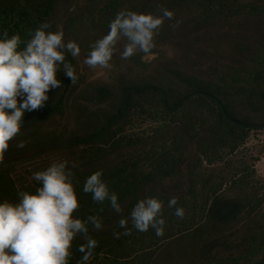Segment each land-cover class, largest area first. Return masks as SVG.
Here are the masks:
<instances>
[{
	"label": "trees",
	"instance_id": "trees-1",
	"mask_svg": "<svg viewBox=\"0 0 264 264\" xmlns=\"http://www.w3.org/2000/svg\"><path fill=\"white\" fill-rule=\"evenodd\" d=\"M60 1L68 0H0V38L6 29L9 38L18 33L27 40L29 30L44 22L54 31L52 15ZM122 1L109 0L108 8L116 9ZM157 4L149 13L190 10L194 31L222 27L218 42L232 52L230 60L204 71L168 66L161 76L147 80L88 83L72 97L74 117L81 123L67 134L50 130L52 122L72 112L68 94L73 83L60 70L62 87L48 92L42 108L24 113L20 134L28 141L18 153L53 150L77 165L75 190L81 207L74 215L103 218L101 230L89 225L98 246L88 264H264V176L246 158L233 156L252 132L264 129V111L252 109L264 104V0ZM66 59L77 75L76 58L67 53ZM142 116L156 122L152 131L130 133L129 126ZM16 138L4 155L20 149ZM100 169L118 194L120 214L109 202L94 203L83 192L86 178ZM23 181L0 167V202H18L19 192L34 193L41 186H24ZM148 197L163 202L164 235L156 236L151 228L137 231L130 220L131 234L123 235L119 220ZM174 197L178 203L169 208ZM177 207L184 208L183 219L174 215ZM114 232L121 233L119 239ZM83 243L74 241L70 264L83 255L78 251Z\"/></svg>",
	"mask_w": 264,
	"mask_h": 264
},
{
	"label": "clouds",
	"instance_id": "clouds-1",
	"mask_svg": "<svg viewBox=\"0 0 264 264\" xmlns=\"http://www.w3.org/2000/svg\"><path fill=\"white\" fill-rule=\"evenodd\" d=\"M161 12L157 16L128 9L119 11L109 22L108 33L90 45L84 63L92 69L110 68L122 40L125 43L121 59H130L138 52L150 53L165 19H174L172 10L162 8ZM180 23L177 20L174 27ZM50 27L48 22L41 23L34 32L29 30L27 40H22L18 33L9 38L6 29L0 38V162L10 141L20 134L24 113L42 108L49 99L48 92L62 87L58 71L63 70L73 84L78 79L66 54L79 56L80 46L75 41L65 42L64 32L48 31ZM21 44L25 46L19 50ZM17 147L24 148L25 143L20 142ZM76 168L74 162L70 164L66 159L54 160L46 169L33 173V180L41 185L34 193L21 191L18 202H0V264H70L73 243L78 238L84 243L78 247L83 255L76 264H88L98 246L89 234V225L101 230L103 218L98 214L85 218L74 215L81 207L75 190L79 183ZM83 192L91 194L94 203L107 201L116 213L123 212L118 194L103 180V169L86 178ZM177 203L174 197L168 207ZM162 211L163 202L158 198L140 199L130 216L119 220V227L125 229L122 234H131L130 220L137 231L147 232L151 228L156 236H163L166 222ZM174 215L183 219L184 208L177 207ZM113 235L119 239L121 233Z\"/></svg>",
	"mask_w": 264,
	"mask_h": 264
},
{
	"label": "rangeland",
	"instance_id": "rangeland-1",
	"mask_svg": "<svg viewBox=\"0 0 264 264\" xmlns=\"http://www.w3.org/2000/svg\"><path fill=\"white\" fill-rule=\"evenodd\" d=\"M109 0H68L60 1L52 15V30H62L64 32L65 42L75 41L81 48L80 55L75 57L77 60V81L72 85L68 94V103L72 112L69 118H57V123L52 122L51 129L54 134L59 131L63 134L72 132L80 126L77 118L74 117V103L72 97L79 89L88 83L108 82L116 84L121 80L141 81L152 77L161 76L168 66H176L189 70L211 69L212 65H220L226 60H230L232 52L226 49V45L218 39L223 36V28H217L215 24L206 29H196V23L192 21L190 10L173 11L174 19H165L159 34L154 38L155 47L148 53H137L130 59H121V52L125 41L117 45L112 60L111 67L107 69L89 68L84 60L86 59L91 48L90 45L96 40L102 38L109 31L104 23H109L121 10H132L138 13H149V8L156 9L157 0H123L122 4L116 9L111 8L107 3ZM114 4V1H113ZM180 10V9H176ZM110 11V12H109ZM117 11V12H116ZM109 15L107 17V13ZM177 20L182 21L179 27H174ZM164 30V36L160 32ZM212 44V46L210 45ZM216 46L221 47L214 52L205 53L204 50L210 51ZM255 111H264V104L254 106ZM79 122V123H78ZM156 124L146 117H139L129 126V132H138L140 134L150 133L152 127ZM23 134H19L16 143L28 141ZM19 144V143H18ZM17 145V144H16ZM17 149L15 153L4 155L0 162V167H8L12 176L23 181L25 185L37 187L38 182L33 180V173L46 169L54 160L68 159L65 156L58 155L56 151H46L31 154H19ZM47 153V154H45ZM234 157L242 156L252 162L257 168V174L264 176V129L252 132L247 138L244 145L234 153ZM250 156V157H249ZM253 156V157H251ZM257 158L255 159V157Z\"/></svg>",
	"mask_w": 264,
	"mask_h": 264
}]
</instances>
